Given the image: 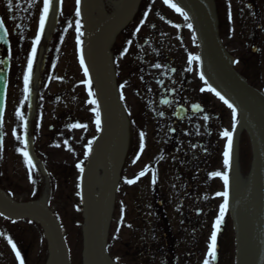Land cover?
<instances>
[{
    "label": "rangeland",
    "instance_id": "rangeland-1",
    "mask_svg": "<svg viewBox=\"0 0 264 264\" xmlns=\"http://www.w3.org/2000/svg\"><path fill=\"white\" fill-rule=\"evenodd\" d=\"M119 1L122 0L111 3L94 0L101 15L90 17L86 13L85 0H79V4L77 0H63L58 29L62 39L53 63L47 31L37 46L36 58L41 47L46 49L42 54L46 66L32 135L50 177L49 192H46L37 171L29 168L18 151L23 143L17 140V136L23 140L25 133L29 93L26 98L23 77L32 41L38 32L43 0L35 2L30 10L27 9L28 0H0L6 23L12 16L13 24L8 25L11 31L18 24L17 32L25 24L29 28L27 49L24 50V43V47L20 45L21 51L12 46L4 53V57L11 59V71L2 127L0 191L18 204H28L46 196L48 209L62 223L72 264H85L86 253L85 205L78 192L80 177L74 172L79 171L77 164L85 166L88 142L99 132L93 110L96 106L88 103L95 99L98 104L95 83L90 71L88 77L84 76L79 60L81 54L84 56L88 38L97 40L101 26L116 19L115 8ZM198 2L209 17L221 52L229 58L231 70L264 92V6L261 0ZM170 3L174 2L170 0ZM253 3L261 6L260 12L252 11ZM140 5V13L144 9L142 18L138 20L139 13L135 19L133 14L124 32L115 36L108 59L122 140L118 153L106 160L111 183L106 200L98 205L106 237V254L111 264H166V243L155 211L151 182L154 172L162 207L176 241L178 261L175 264H203L208 258V244L220 205L224 203L223 196L217 195L225 191L223 180L213 174L226 172L229 177L230 172V167L223 165L227 138L222 133L227 130L232 136L239 135L234 177L237 193L234 191L233 199L227 188L228 208L217 232L216 264H251L256 250L259 249V257L262 249L264 133L238 112L233 131L231 109L216 95L218 91L209 78L201 79L203 63L190 17L185 21L184 16L164 0H144ZM9 7H13V12L8 11ZM22 18L24 24L19 23ZM93 19L96 23L92 24ZM77 20L83 33L80 44L77 43ZM189 23L191 29L187 26ZM130 33L131 43L130 39L126 40ZM137 48L145 59L144 64L135 54ZM254 49L259 53H253ZM192 56L198 59L189 62ZM156 64L161 67H154ZM85 66L88 67L86 60ZM87 80H91V89ZM171 88L188 109L201 106L204 110L179 126L174 117L178 104L171 103L167 107L160 104L165 100L164 91ZM89 91L95 96L90 97ZM17 111L24 116V122L15 115ZM76 123L87 127L72 128ZM177 134L184 135L179 152L173 150ZM142 171L145 175L138 177ZM99 173L105 175V170L101 168ZM126 179H136V182L128 184ZM9 239L16 245L15 251ZM47 256L46 241L36 224L0 216V264H21V261L23 264H46ZM210 264H214L213 261L210 260Z\"/></svg>",
    "mask_w": 264,
    "mask_h": 264
},
{
    "label": "water",
    "instance_id": "water-1",
    "mask_svg": "<svg viewBox=\"0 0 264 264\" xmlns=\"http://www.w3.org/2000/svg\"><path fill=\"white\" fill-rule=\"evenodd\" d=\"M194 16L196 20V26L198 31V37L200 39L201 46L203 48V58L206 66L210 70L212 78L222 89L223 93L232 101L237 107H239L244 113L251 117L258 118L264 124V98L255 91L248 89L243 82L238 79H227L222 76L219 69V65L224 64V60L221 57H216L212 48V41L209 38L208 28L206 20L194 0H179ZM123 22L120 18L114 23L106 33L103 42L106 43L111 34L117 29V27ZM212 33V31H211ZM98 86L100 91V97L102 106L106 115V122L104 126L103 136L99 139L95 150L93 152L92 159L90 160L85 177H84V192L87 197V216H88V230H89V242L93 248L94 256L97 260L102 259V240L99 229V219L95 213V204L89 197L92 193L91 183L92 174L98 163V161L104 158L106 150L109 145V137L117 127V117L114 108L112 107V94L110 92V85L106 70L101 68L98 64L95 67ZM37 82V78L35 80ZM7 86V71L0 72V116H2L5 95ZM34 96V95H33ZM34 109V97H32L31 112ZM32 115V113H30ZM1 123V120H0ZM0 134V142H1ZM28 151L33 159L34 163H37V159L34 154L32 140L28 139ZM236 153V142L235 149ZM0 213L9 218H30L42 223L47 229V238L51 242L52 249L54 251V264H69L68 252L66 244L61 237L59 225L54 218L43 208L37 205H31L21 209H10L5 207L0 202Z\"/></svg>",
    "mask_w": 264,
    "mask_h": 264
},
{
    "label": "snow or ice",
    "instance_id": "snow-or-ice-1",
    "mask_svg": "<svg viewBox=\"0 0 264 264\" xmlns=\"http://www.w3.org/2000/svg\"><path fill=\"white\" fill-rule=\"evenodd\" d=\"M164 3L168 4L169 7L175 9V11L180 12L184 16L185 21L188 20L187 13L182 12V9L180 7H178L176 3H170V0H164ZM77 4H79V0H77ZM50 10H51L52 15H55L57 9H56V4L54 3V0H43V7H42V11L39 15V21H38V32L35 36V39L32 41V47H31L30 55L27 59L26 72H25L24 77H23L24 93H25L26 98H27V95L29 93L30 83H31L32 78H33V63H34V60H35L36 54H37V46L40 44L41 37L45 33L46 23H47L48 18H49ZM76 16L77 17L80 16L79 9H77V11H76ZM229 18H231V17L229 16ZM187 26L189 29L192 28L191 23H189ZM80 28H81L80 22H79V20H77L76 21V32L78 33V36H77V43L78 44L81 43L80 36L83 35V33L80 32ZM0 31H2V33H3L2 35H0V40L6 39L8 36V32L5 29V25H4V22L2 20H0ZM137 31H139V28L137 29ZM129 43H131V41H129ZM126 52H127V50L125 49V54H126ZM196 59H198V57L192 56L189 58V62H191L192 60H196ZM79 63L81 65V67L83 68L84 76L88 77L89 76V69H88V67L85 66V58H84L83 54H81V56H80ZM154 67L160 68L161 65L156 64V65H154ZM201 79L202 80L204 79L203 75H201ZM86 83H87L88 88L91 89V86H92L91 80H87ZM205 83H207V81H205ZM88 95L90 97H92V96H95V93L92 91H89ZM216 95L227 105V107L229 109H231L232 120H233L232 128L234 131L235 127H236L235 122H236V117H237V109H236V107L233 106L232 103H229V101L227 99H225L224 96H222L219 92H216ZM121 98H123V97H121ZM88 103L96 106L95 109H93V110L95 111V124L97 127V131H99L100 127H101V119H100L101 113L99 111V105L97 104V101L95 99H90L88 101ZM15 115L18 117V119L21 122L25 121V118L21 114L20 111H17L15 113ZM161 115H162V113H161ZM204 119L207 120L208 117L205 116ZM0 120H2V116H0ZM25 126H26V123H25ZM71 127L72 128H81V127L86 128L87 125H82V124L76 123V124H72ZM222 136L227 138V146L223 152V165L225 168H229L230 162H231L232 141H233L232 132L226 130L222 133ZM143 138H144V134L141 133V141H143ZM17 140L21 141L23 143V148L18 149V151L23 156L24 161L29 166V168H35L36 165L34 164L33 159L30 157V154L27 150L28 144H29L28 139L22 140L20 136H17ZM92 143H93L92 141H89L88 145H87L89 153L91 152ZM0 148H2V144H0ZM141 150H143V144H141ZM86 155H87V153H86ZM76 167L79 169V171L81 173L84 172V168L80 164H77ZM144 175H145V173L142 171L138 174V177H142ZM213 175L219 176L223 180L225 191H223L221 193H217V195L223 196L224 203L220 205L219 215H218V218L216 219L215 224H214L215 230L212 232V234L210 236V243L208 244V249H207V253H206V256L208 258H206L204 260L203 264H210V260L214 261L216 259L217 232H219V230H220V225L224 219L225 213H226L227 208H228V191H227V188L229 185V177H228L226 172L225 173L216 172ZM135 182H136V179H126V183H128V184H133ZM151 182L153 184L156 183V175L154 172L152 173ZM8 242H9V244H11L13 250L15 251L16 245L14 243H12L11 239H9ZM16 256L19 259L20 253L18 251L16 252ZM21 264H23L22 261H21Z\"/></svg>",
    "mask_w": 264,
    "mask_h": 264
},
{
    "label": "bare ground",
    "instance_id": "bare-ground-1",
    "mask_svg": "<svg viewBox=\"0 0 264 264\" xmlns=\"http://www.w3.org/2000/svg\"><path fill=\"white\" fill-rule=\"evenodd\" d=\"M135 3L136 2L132 4L124 3L121 6L117 7L115 11L116 13H121L125 17H130V15L132 14L135 8ZM197 3L200 6V8L204 10L202 5L199 2ZM208 25L209 27H211L210 24ZM105 28H106L105 25L101 26L100 35L103 34V32L105 31ZM213 47H214V52L216 55L224 57L215 37H214ZM107 50H108L107 46H103L101 44V37L98 38L97 40H95L94 38L89 39L88 43L84 47V55H85V59H86V62H87V65L90 71H92L93 69L96 58L101 59L102 62L105 64V60L107 61V56H108ZM224 58H226L227 61L229 60L227 55H225ZM221 71L225 77L230 78L234 76L231 72L230 61H228V63H226L224 66L221 67ZM253 120L256 123L255 125L264 133V126L261 124V121L256 117H254ZM121 140H122V136L120 134V130H118L112 137V146L109 150V155L115 156L118 153L117 151L119 150V147L121 146ZM105 185H106V176L104 174H100L99 170L96 171L93 176V190H94L95 199H98L99 201L106 200L107 195L105 192ZM263 187H264V184H263ZM81 188H80V191H81ZM0 200L2 204L7 207H13L15 204L11 199H9L2 192H0ZM88 264H111V263L107 258H104V260L100 263L96 262L94 258L90 255V253H88ZM256 264H264V240H263V247H262L260 258Z\"/></svg>",
    "mask_w": 264,
    "mask_h": 264
}]
</instances>
